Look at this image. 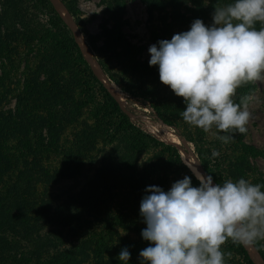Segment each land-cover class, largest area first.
Instances as JSON below:
<instances>
[{
  "label": "rangeland",
  "instance_id": "obj_1",
  "mask_svg": "<svg viewBox=\"0 0 264 264\" xmlns=\"http://www.w3.org/2000/svg\"><path fill=\"white\" fill-rule=\"evenodd\" d=\"M191 1L64 0L139 115L125 118L46 0H0V264H123L125 247L141 264L150 244L141 235L146 187L167 191L186 175L199 186L161 120L179 128L221 184L243 177L264 185V79L237 89L247 132L223 143L215 126L205 132L183 120L184 98L149 65L152 44L197 18L210 25L215 7L233 2ZM255 242L263 253L264 239ZM222 251L225 264H251L231 239Z\"/></svg>",
  "mask_w": 264,
  "mask_h": 264
},
{
  "label": "clouds",
  "instance_id": "obj_2",
  "mask_svg": "<svg viewBox=\"0 0 264 264\" xmlns=\"http://www.w3.org/2000/svg\"><path fill=\"white\" fill-rule=\"evenodd\" d=\"M148 51L161 82L184 98L186 123L205 132L215 126L225 133L217 137L223 143L247 132L250 112L233 98L240 86L264 79V0L215 7L210 25L197 18L189 30ZM187 165L199 186L186 175L167 191L158 185L145 189L140 215L147 226L141 235L150 244L139 253L141 264H225L227 240L247 245L264 239V185L243 177L214 184L211 175ZM118 258L131 264L128 247Z\"/></svg>",
  "mask_w": 264,
  "mask_h": 264
},
{
  "label": "water",
  "instance_id": "obj_3",
  "mask_svg": "<svg viewBox=\"0 0 264 264\" xmlns=\"http://www.w3.org/2000/svg\"><path fill=\"white\" fill-rule=\"evenodd\" d=\"M53 5L54 9L59 13L61 19L65 22V24L72 30L74 37L76 38L77 42L81 46V49L84 53V56L89 63L94 75L96 78L102 83V85L106 88L109 94H111L115 100L119 103L120 108L122 111L130 117H138L139 115L134 114L129 108H127L125 97L122 96L121 92L115 89V83L109 77L107 72L105 71L101 61L94 53L93 49L85 39L80 26L75 19L74 15L72 14L70 8L64 2V0H49ZM163 124H166L163 120H161ZM176 130V134L181 138L183 145L185 146V150L193 157L195 160L199 170L201 173L207 177L213 175L205 168L203 163L201 162L199 156L193 149L191 145V141L187 138L183 137L180 132L179 128L173 126ZM213 183L218 184V182L213 177ZM246 249L248 255L250 256L251 260L254 264H264V254L262 253L261 249L254 241L252 244H242Z\"/></svg>",
  "mask_w": 264,
  "mask_h": 264
},
{
  "label": "trees",
  "instance_id": "obj_4",
  "mask_svg": "<svg viewBox=\"0 0 264 264\" xmlns=\"http://www.w3.org/2000/svg\"><path fill=\"white\" fill-rule=\"evenodd\" d=\"M47 1V3L49 4V5H51V7L53 8V10H54V12H56L55 11V9H54V7H53V5L51 4V2L49 1V0H46ZM202 1L204 2V0H193V1H191V3L193 4H196V5H200L199 3H201L202 4ZM193 4V5H194ZM195 5V6H196ZM203 5V4H202ZM201 5V6H202ZM197 7V6H196ZM195 7V8H196ZM209 10V9H208ZM196 11H199L198 9H195V10H193V14L194 13H196ZM206 11H207V9H206ZM58 14V13H57ZM61 20V22H62V19H60ZM63 23V22H62ZM64 24V23H63ZM66 25V24H65ZM51 33H49L48 34V38L49 37H51ZM70 39L73 41V42H75V38L73 37V36H70ZM105 91H106V93H107V95H108V97H109V100H110V105L111 106H113L116 110H118L121 114H122V116L123 117H125V118H129V116L127 115V114H125L123 111H122V109L120 108V106H119V103L115 100V98L111 95V94H109L108 93V91L106 90V88H104V87H102ZM207 169V168H206ZM208 170V169H207ZM209 171V170H208ZM210 172V171H209ZM211 173V172H210ZM212 174V173H211ZM213 175V177L215 178V180L218 182V183H220V181L218 180V178L214 175V174H212ZM196 182H197V184H200V180L199 179H197L196 180ZM53 234V236L55 237V234L56 233H52ZM57 235V234H56ZM46 237H48V236H45V238L43 239V240H45L46 239ZM61 238L60 237H58V240H60ZM238 243V242H237ZM238 245H239V247L245 252V257H246V259H248L249 260V262L251 263V264H254V262L250 259V256L248 255V253H247V251H246V249L244 248V246L241 244V243H238ZM263 254H264V252H263Z\"/></svg>",
  "mask_w": 264,
  "mask_h": 264
},
{
  "label": "bare ground",
  "instance_id": "obj_5",
  "mask_svg": "<svg viewBox=\"0 0 264 264\" xmlns=\"http://www.w3.org/2000/svg\"><path fill=\"white\" fill-rule=\"evenodd\" d=\"M115 89L117 90V91H119V89H117V87H116V84H115ZM119 93H120V91H119ZM161 125V131H163V130H165L164 131V138L165 139H171V140H173L174 142H176L177 144H179V145H177L178 146V148H179V150H180V152H181V154H182V157H183V161H185V164L187 165V164H189V165H193L200 173H201V171L199 170V168H198V166H197V164H196V162H195V160L193 159V157L184 149V147L182 146L183 145V143H182V141H181V138L176 134V133H174V131H173V129H172V131H170V130H168V126L167 125H165V124H160ZM169 129H171V128H169ZM155 130L156 131H160V130H157L156 128H155ZM160 134V133H159ZM171 140H170V142H171ZM181 144V145H180ZM188 166V165H187ZM190 168V167H189ZM191 169V168H190ZM192 170V169H191ZM193 172V171H192ZM194 173V172H193ZM202 174V173H201ZM195 175V174H194ZM196 176V175H195Z\"/></svg>",
  "mask_w": 264,
  "mask_h": 264
}]
</instances>
